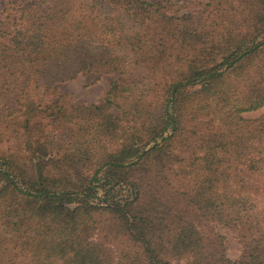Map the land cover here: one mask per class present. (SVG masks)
<instances>
[{
    "label": "trees",
    "instance_id": "16d2710c",
    "mask_svg": "<svg viewBox=\"0 0 264 264\" xmlns=\"http://www.w3.org/2000/svg\"><path fill=\"white\" fill-rule=\"evenodd\" d=\"M90 72L100 105L56 96ZM263 105L264 0L8 2L0 264H264Z\"/></svg>",
    "mask_w": 264,
    "mask_h": 264
},
{
    "label": "rangeland",
    "instance_id": "374dc122",
    "mask_svg": "<svg viewBox=\"0 0 264 264\" xmlns=\"http://www.w3.org/2000/svg\"><path fill=\"white\" fill-rule=\"evenodd\" d=\"M33 0H0V18L2 17V10L8 2L12 3L13 9L23 8L30 4ZM155 1V0H148ZM181 6V12H194L201 7V4L206 0H172ZM110 74L105 73H84L79 74L72 80L61 82L57 84L56 96L65 94L70 106L80 103L97 104L103 102L104 96L110 86ZM56 98H53V101ZM264 113V105L257 110L246 112L243 116L248 118H255ZM216 231L224 236V244L226 247V254L229 258L235 259L238 257L241 245L235 238L232 230L223 225H216Z\"/></svg>",
    "mask_w": 264,
    "mask_h": 264
}]
</instances>
